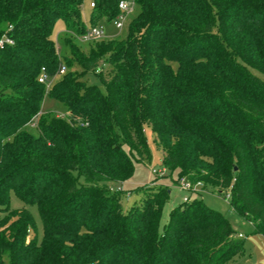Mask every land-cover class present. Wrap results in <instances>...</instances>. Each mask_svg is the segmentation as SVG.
Returning <instances> with one entry per match:
<instances>
[{
	"label": "trees",
	"instance_id": "obj_1",
	"mask_svg": "<svg viewBox=\"0 0 264 264\" xmlns=\"http://www.w3.org/2000/svg\"><path fill=\"white\" fill-rule=\"evenodd\" d=\"M117 2L90 0L86 26L82 0H0V40H11L0 46V264H227L243 239L197 197L161 232L164 185L122 206L114 184L131 158H148L145 127L176 181L228 190L264 237V0H134L123 38L80 49L75 39L113 21ZM90 71L104 91L82 79ZM44 94L63 115L40 111ZM11 196L24 205L10 209Z\"/></svg>",
	"mask_w": 264,
	"mask_h": 264
},
{
	"label": "rangeland",
	"instance_id": "obj_2",
	"mask_svg": "<svg viewBox=\"0 0 264 264\" xmlns=\"http://www.w3.org/2000/svg\"><path fill=\"white\" fill-rule=\"evenodd\" d=\"M136 12L137 6L134 5L132 10L126 14V19L120 29L115 28L112 21L107 22L103 19L99 20L97 26L102 28V35L104 38H123L127 33L128 23ZM90 13V0H82L80 14L86 26H89L90 24ZM64 35L65 32L62 22H55L51 31V38L54 40L55 46L61 55L63 53L61 42ZM75 42L80 49L85 51L88 49V46H90L87 41L79 38L75 39ZM74 69L80 72V68L76 63H74ZM258 75L262 79L264 78V75L260 73H258ZM81 77L86 84L95 85L100 91H104L96 72H85L81 74ZM54 78H51V81H53ZM40 111L54 112L57 115H63L65 108L60 102L44 94L40 103ZM28 128L31 129V131H34L31 126ZM144 135L146 138L147 153L149 155L148 158L143 160L131 158L133 169L130 177L123 182L114 184L115 188H120L124 191L122 206L126 208L138 204L143 189L150 183L164 185L168 190V194L160 211L158 231L161 232L168 222L171 210L174 207L181 206L182 201H184V196L187 198L197 197L206 207L217 211L227 220L233 230V238L243 239L242 248L227 262V264H264V237L261 234L254 232L253 225L232 210L229 204L230 195L228 190L216 192L209 185H206L205 187L196 185L191 192L182 190L179 187V182L176 181L177 172H168L162 163L161 152L156 145L149 127H145ZM123 149L126 152L128 151L126 146H123ZM160 168H164L165 171L160 173L158 171ZM153 170L155 171L153 172ZM129 191L132 192L128 193ZM23 205L24 204L20 199L11 196L9 203L10 209L21 208ZM27 208L35 221L36 238L40 239L42 234V224L37 209L35 205H28Z\"/></svg>",
	"mask_w": 264,
	"mask_h": 264
},
{
	"label": "built area",
	"instance_id": "obj_3",
	"mask_svg": "<svg viewBox=\"0 0 264 264\" xmlns=\"http://www.w3.org/2000/svg\"><path fill=\"white\" fill-rule=\"evenodd\" d=\"M134 0H118L117 6L119 9L118 15L113 19L112 23L115 28L120 29L123 25L124 20L126 19V14L130 12L134 6ZM92 5V3H90ZM102 28L100 26H94L88 29V31L83 34L79 39L84 40V41H93L96 39H99L103 37L102 35ZM3 42H11L9 38H4V40H0V46L2 45ZM65 70V67L61 65L59 67V73H63ZM39 81L45 83V87L49 86V82L46 81V76L44 74H41L39 77ZM155 170H153L154 172ZM160 173H163L165 171L164 168H160L158 170ZM179 187L186 191V192H191L194 188V186L199 185L191 183L187 178L182 177L179 179ZM187 197H183V200H187Z\"/></svg>",
	"mask_w": 264,
	"mask_h": 264
}]
</instances>
